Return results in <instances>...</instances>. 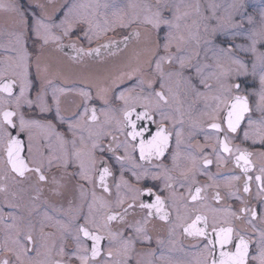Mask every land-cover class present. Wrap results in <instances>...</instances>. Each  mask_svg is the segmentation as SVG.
I'll return each mask as SVG.
<instances>
[{
	"label": "snow or ice",
	"instance_id": "obj_1",
	"mask_svg": "<svg viewBox=\"0 0 264 264\" xmlns=\"http://www.w3.org/2000/svg\"><path fill=\"white\" fill-rule=\"evenodd\" d=\"M49 7L52 8L51 12ZM103 7L115 10L113 15L117 16L121 28H127L133 23L147 27V46L151 52L148 72L152 73L147 80L150 89L147 94L143 78L136 79L131 87L118 94L113 91L118 83L124 82L125 77L131 81L136 73L141 72L139 67L114 78H101L89 73L76 83L54 87L53 81L44 75L47 67H41L40 52L36 55V78L30 79L32 65L29 53L23 46L29 35L35 37L34 43H38L42 50L50 42L73 35L79 25H86L81 31L89 44L93 36L99 39L101 34L115 32L117 25L109 24L107 19L103 26L98 21L94 22L95 12L82 11L93 6L77 4L75 0H65L59 6L37 2L35 6L27 7L22 6L18 0H0V13L9 14L14 20L16 27L12 35L20 45L19 50L15 47L10 50L12 53L19 52L18 58L10 56L7 68L0 71V163L5 166L6 175L12 174L14 180L17 177L24 180L31 173L38 183L47 184L49 178L45 170L55 163L63 166L65 173L70 166L77 169L71 175L78 176L84 182L78 185L82 202H87L88 188L85 184L91 186L92 199L88 202L87 214L83 213L82 205L80 210L74 211L72 201H69L67 210L52 205L53 212L63 211L69 217L58 219L55 224L64 236L71 235L76 244V251L68 256L69 261L75 259L80 264H100L98 258L103 254L105 264H113L114 255L122 257L114 264H131L130 253L135 252L136 243L151 241L146 230L148 223L158 219L172 224L174 211L175 228L181 230L180 235L197 241L191 247L202 257L198 264H264V229L258 230L254 224L258 219L264 223V216L259 213V204L256 207L245 205L239 209V213L223 209L238 221H243L247 215L246 223L252 225V232H259V239H254L246 230L231 226L228 220L221 223L215 213L222 209L209 206L204 195L207 188L219 187L216 183L218 179H223L227 186L232 187L234 181H240L243 177V193L250 194L251 183L255 180L257 196H264V51L261 50L264 49V0H259L258 5L249 4L248 0L209 3L208 14H205L199 3H170L169 0H156L155 4L142 6L130 5L141 9L132 17H127V13L123 12L115 0ZM29 9L33 13L31 16L28 14ZM249 9H253L256 15ZM57 12H62L63 18L59 23H54L53 16ZM193 12L203 24V31L201 23H187ZM52 28L61 29L62 34L53 35ZM153 30L156 33L155 39L151 36ZM161 32L164 33L163 37L159 35ZM221 34L223 40H220ZM133 35L139 37L140 33L122 35L119 40L109 39L107 43L87 50L78 48L77 42L72 41L69 46L80 54L72 59H82L84 55L92 56L93 53L101 57V49L114 55L113 50L121 51L122 46L127 47ZM240 36L245 38L246 44L235 43V39ZM217 40H220L219 45L216 44ZM240 51L250 54V68L248 62L236 54ZM209 60L213 63H205ZM165 65L168 67L165 68ZM249 74L254 79L258 77L259 88L251 92L242 91L241 84L234 81ZM157 75L159 91L153 89L156 83L154 77ZM173 77L176 78L177 87H183L186 97L194 96L204 101L200 115L207 118V127H203L204 121L200 119L194 120L193 125L200 128L206 141L214 135L215 143L198 146L201 148L202 163L198 162L197 157L189 155L184 159L190 166L189 163L181 166L179 147L185 113L181 110L184 101L179 99V92L168 88L169 95L177 103L175 111L179 113L178 118L162 111V105L170 103L169 95L164 91L165 83ZM112 97L122 103L118 109L120 118L115 119V131L119 136L104 131L113 122L114 117L110 113L117 111L108 107ZM95 99L102 102L99 113L92 104ZM53 108L55 122L46 118V114L52 112ZM189 108L191 119L193 105H189ZM101 116L104 117L103 121ZM65 124L67 134L72 137L70 141L65 132L58 131ZM109 136L111 139L105 144L104 140ZM173 136L176 139V150L171 148ZM53 138L61 156L55 154L57 149L53 145ZM69 143L71 149L67 147ZM204 147L211 148L218 169L225 167L229 161L232 169L228 173L209 172L213 160L203 153ZM121 149L123 154H117ZM169 152L172 168H162V158H166ZM253 157L260 161L255 176L253 173L257 172V163ZM111 161L119 164V180L114 182L115 205L119 211L112 208L113 186L107 182L109 177H115ZM145 164L151 165V168L145 167ZM152 168L157 171H152ZM174 170L179 172L178 177L170 174ZM126 173L131 174L129 179H125ZM197 173L206 175L213 184L200 185L196 180ZM149 178L153 181L163 179L165 182L158 188L156 184L147 183ZM52 183L57 185L52 189L53 193L64 195L55 177ZM176 184L187 189V196L180 194L179 203L176 199ZM97 187L107 195L98 196L95 191ZM3 190L0 188V191ZM238 192L239 188L236 192L230 191L228 195L244 204ZM212 200L215 204L222 202L219 191L214 193ZM97 202L107 210L103 222L96 218L98 210L94 209ZM260 204H264V199L260 200ZM196 205H203L213 213L211 223L209 216ZM137 209L144 213L141 218H137ZM45 217L52 219L47 212ZM112 222L120 223L115 231L110 228ZM8 227L14 229V233L6 234L0 242V252L4 253L0 264H64L62 259H50L53 248H48L47 238L52 234L45 233L44 226L41 227L43 243L37 241L32 225H28L27 230L14 225ZM175 228H169L170 236ZM126 229L133 233L127 238ZM104 240L109 243L106 254L103 251ZM162 243V240H157V244ZM114 245L120 247L114 249ZM41 249L47 251L42 252ZM66 254L65 248L61 246L58 255L63 257ZM145 254L155 256L153 251Z\"/></svg>",
	"mask_w": 264,
	"mask_h": 264
},
{
	"label": "flooded vegetation",
	"instance_id": "obj_2",
	"mask_svg": "<svg viewBox=\"0 0 264 264\" xmlns=\"http://www.w3.org/2000/svg\"><path fill=\"white\" fill-rule=\"evenodd\" d=\"M170 1V0H169ZM181 3L180 0H177ZM207 1L209 3H215L213 0H196L202 6V9L205 10V14L207 13ZM219 1V0H216ZM18 2L27 7L28 5L35 6L37 2L45 3V4H54L56 6L62 5L65 3V0H18ZM77 4L84 5H92L93 8L85 9L82 11L85 12H95L94 22L98 21L101 26H103V22L105 19L108 20L109 24L115 23L116 29L115 32L109 31L106 34H101L99 39L93 36L92 43L89 44L88 40L84 37L81 29L85 28L86 25H79L74 29L73 35L70 37H64L59 41L50 42L48 45L44 46L41 50L39 48L38 43H34L35 37L29 35V38L23 42L24 48L27 49L30 61H31V73L30 79L36 78V55L38 52L41 54V67H47V72L44 75L53 81L54 87L65 86V84L76 83L80 80V78L89 73L104 78L110 77L114 78L119 76L121 73L131 72L133 69L139 67L142 69L141 72L136 73L133 79L130 81L125 77L123 83H118L117 86L113 89L115 93H119L120 91H124L126 88L131 87L136 79L143 78L145 80L144 88L145 94L150 90L148 88L147 80L152 73L148 72V60L151 55V52L148 50L147 40L149 37V32L147 27L140 23H133L127 28L119 27V20L117 16L113 15L115 11L112 8H104V4H112L113 0H75ZM156 0H115V3L120 6L123 12L127 13V17H132L134 13L140 12V7H130V5L142 6L144 4H155ZM185 4V3H183ZM253 4V3H252ZM256 3H254L255 5ZM99 5L100 7L96 8L95 6ZM52 11V8L49 7V12ZM29 16L33 13L31 9L28 12ZM63 18L62 12H57L53 16V22L59 23L60 19ZM142 19V16H141ZM127 22V18L126 21ZM192 22V17H190L187 21L188 24ZM201 23V22H200ZM202 24V23H201ZM203 25V24H202ZM16 24L12 17L7 13H0V71H3L7 68L8 58L10 56L14 58H18L19 52L12 53L10 50L12 48H16L19 50L20 45L16 43L14 35H12ZM53 35H61V29L52 28ZM139 32V37L133 35V38L128 42L127 47L122 46L121 51H114V55H109L108 52L104 49H101L102 56L97 57L95 53L92 56L84 55L82 59H72V57H79L74 49H72L69 45L72 41L77 42V47H83L87 50L89 47L96 48L102 44L107 43L109 39H121L122 35H127L129 33ZM160 37H163L164 33H159ZM153 39H155L156 33L153 30L151 33ZM79 38V39H77ZM239 38V37H238ZM236 38V39H238ZM224 37L220 36V40H223ZM220 40L216 41V44H220ZM238 42V41H237ZM236 43V42H235ZM240 44L241 40H239ZM244 45V44H243ZM161 54L162 50H161ZM241 59H244L248 62L249 68L251 67V57L250 54H246L243 51L236 53ZM203 56V53H201ZM211 55V54H209ZM205 63H213V61H205ZM153 68L155 66L154 61L152 64ZM168 66L165 65V68ZM187 75V72L185 73ZM156 83L153 84V89L156 91L160 90L159 84V76L154 77ZM110 82V80H109ZM211 83H215L214 81H210ZM241 84L242 91L251 92L253 90H258L259 83L258 77L253 78L250 74L247 76L239 77L238 81ZM39 83V82H37ZM168 88H171L173 92H179V99L184 101L183 108L181 109L185 113V123L183 126V136L181 139V144L179 147V152L181 155V166L183 167L186 163H189L184 158L191 155L197 157L198 162L202 163L201 156V148L198 146L211 145L215 143V136L211 140H205L204 135L201 133L199 127L193 125V121L200 119L204 121L203 127L206 129L207 127V118L202 117L200 115L201 111L204 109V101L197 100L194 96H185L183 87H177L176 78L173 77L170 80H166L165 83V94L169 95ZM18 93V88L16 89ZM51 91V90H50ZM139 91V89H137ZM35 93L33 92L32 95ZM93 95H95V89H93ZM170 103L169 105H162V111L166 115H175L177 118L179 113L175 111L177 107V103L172 99L171 95H169ZM255 102V98H253V103ZM92 104L97 107V111L99 113V109L102 106V102L98 99L93 100ZM189 105H193V109L191 110V119L189 118L190 108ZM122 106V103L116 101L114 97L111 98V104L108 106L110 108L116 109L117 111L110 113L114 117L111 126L105 127L104 131L111 132L113 135L119 136V134L115 131V119H119V111L118 109ZM27 111V109H25ZM46 118L49 120H53L55 122V108L53 111L46 114ZM101 121L104 120V117H100ZM157 120L160 119L159 116L156 117ZM154 127V126H153ZM67 125L65 124L63 127L59 128L58 131L65 132L66 138L70 141L72 139L71 134H67L66 132ZM242 134V133H241ZM87 136V133H84ZM111 139V136L107 137L104 140V143L107 144L108 140ZM119 139H123V137H119ZM53 145L56 146L55 154L57 156H61L62 153L59 151V146L57 145L55 138H53ZM79 143V141H77ZM71 149V144L69 143L67 146ZM171 148L176 150V139L173 136L171 140ZM203 153L210 156L213 160V164L209 166V172L213 174L218 173H228L232 169V164L229 161L225 167L219 168L215 162V156L211 153L210 147H204ZM117 154L122 155L123 149H121ZM106 156L108 154H105ZM138 152L136 153V157L138 160ZM254 161L257 163V172L253 173V176L258 174L259 167V158L253 157ZM162 168L167 167L169 169L172 168V160H171V152L166 153V158H162ZM115 177H109L108 183L113 186V195H112V208L114 210L119 211L120 209L116 208L115 205V180H119V164H116L114 161H111ZM190 166V163H189ZM127 167V165H126ZM145 167L151 168V165L145 164ZM162 170V169H161ZM77 171L74 166H70L67 169V173H65V169L63 166H57L55 163L50 168L45 170V175L48 176L49 182L47 184L43 182H37L36 177L31 173L27 174L28 178L21 180L17 177L15 180L12 178V174L6 175L5 166L3 163H0V188H3V191H0V242H2L6 236V234L14 233V229H9V225L18 226L20 228H24L27 230L28 225L33 226V234L36 237L37 241L43 243L41 240V227L44 226L43 230L45 233H51L47 238V246L48 248H53L50 259L54 260H63L64 264H80L78 260L72 259L69 261L68 256L76 251V244L73 241L71 235L64 236L61 230L55 226L56 220L58 219H68L69 217L65 215V212H53L52 205H55L57 208H62L67 210L69 208V201H72V208L74 211L80 210L82 205V211L84 214H87L88 202H91V191L92 188L90 185L85 184L86 188H88L87 193V202H82L83 198L80 196L78 191V185L80 183H84L79 180L78 176L71 175V173ZM152 171H157L152 168ZM171 175L178 177L179 172L174 170L170 173ZM237 174L239 172L237 171ZM55 177L57 181L60 183V191L64 193V195H55L52 191L53 188H56L57 185L52 183V178ZM131 177L130 173H126L125 179H129ZM196 180L200 185L205 184H213V181L209 180L206 175L196 174ZM135 183V181H132ZM144 181H141L143 183ZM164 180L153 181L150 178L147 180L149 185L156 184L157 187H162L164 184ZM216 183L219 187H209L206 189L204 195L207 197V204L211 207H215L218 209H222L219 212H216L215 215L217 219L223 223L224 220H228L231 226L236 227L237 229L246 230L249 235L253 236L254 239H259V232H252V225L246 223L248 216L245 215L243 221L235 220V218L229 216L227 212L223 211V209H230L231 211H236L239 213V209L245 205L249 207H256L259 204V213L261 216H264V204H260V200L264 199V196L258 197L257 192V184L255 180L251 183V192L250 194H245L242 191L243 185V177L240 181H234L233 186L229 187L225 184L223 179H218ZM237 188H239L238 195L242 197L244 200V204H241V201L236 199L234 196L229 197L228 193L236 192ZM98 196L107 195L103 194L100 188L95 189ZM216 191H219L222 197V202L220 204H215L212 200V196ZM176 199L177 203H179L180 194L183 193L184 196H187V189L181 188L179 184L175 186ZM167 194V193H166ZM171 205V201L169 202ZM200 210L209 216V220L211 223V218L213 213L209 211L207 208L203 207V205H196ZM98 210L97 220L99 222H103V215L107 211L105 208H102L100 203L97 202L95 205V209ZM171 211V207L169 208ZM183 211V210H181ZM47 212L48 216H51L52 219L48 220L45 217V213ZM137 218H141L144 213L137 209ZM173 223L166 224L158 219L151 220L146 226L147 234L151 236L150 242H145L143 244L136 243L135 252L130 253L132 256L131 264H198V261L202 260L198 251L195 248H192L191 245L197 243L195 240L186 239L182 235H180L181 230L179 228H175L176 224V213L173 211ZM15 217V219H13ZM80 223H83V220H80ZM255 227L259 229H264V223L258 219L254 222ZM225 226H229L225 224ZM120 227L119 222H112L110 228L115 231ZM169 228H175L174 233L169 235ZM132 231L130 229L125 230V237L132 235ZM106 236L107 233L105 232ZM157 240H162V244H157ZM90 245V241L88 242ZM104 254L107 253L109 248V243L107 240L102 241ZM54 246V247H53ZM63 246L66 251V255L61 257L58 255L59 249ZM115 247H120V245H114ZM181 248L184 250L181 251ZM42 252H46L47 249H41ZM148 251H153L155 256L146 255ZM4 257V253L0 252V259ZM122 259L120 256L114 255L113 264L116 260ZM100 264H105V255L102 254L101 257L98 258Z\"/></svg>",
	"mask_w": 264,
	"mask_h": 264
},
{
	"label": "rangeland",
	"instance_id": "obj_3",
	"mask_svg": "<svg viewBox=\"0 0 264 264\" xmlns=\"http://www.w3.org/2000/svg\"><path fill=\"white\" fill-rule=\"evenodd\" d=\"M180 1H181V3H185V4H196L197 3L196 0H180ZM213 1H215V3H225L226 2V0H219V1L213 0ZM169 2L170 3H179L177 0H170ZM248 3L249 4L256 3L255 5H258L259 0H248ZM207 5H208V1H207ZM249 11L252 12L254 15H256V13L253 11V9H249ZM191 17H192V22L190 24H192L193 21L200 23L199 17H197L194 12L191 15ZM257 21H259L258 15H257ZM201 31H203V25L202 24H201ZM221 37H224V36L221 34ZM239 40H241V43L246 44V40L243 36H240L238 39H235V42L237 44H240ZM243 44H240V45H243ZM261 50L264 51V49H261Z\"/></svg>",
	"mask_w": 264,
	"mask_h": 264
}]
</instances>
